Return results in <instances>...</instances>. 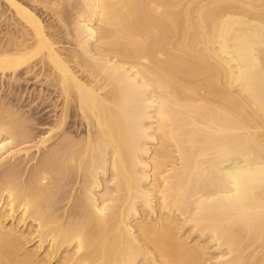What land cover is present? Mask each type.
<instances>
[{"label":"bare ground","instance_id":"bare-ground-1","mask_svg":"<svg viewBox=\"0 0 264 264\" xmlns=\"http://www.w3.org/2000/svg\"><path fill=\"white\" fill-rule=\"evenodd\" d=\"M0 23V84L51 118L34 138L2 90L0 264H264V0H0Z\"/></svg>","mask_w":264,"mask_h":264},{"label":"rangeland","instance_id":"rangeland-1","mask_svg":"<svg viewBox=\"0 0 264 264\" xmlns=\"http://www.w3.org/2000/svg\"><path fill=\"white\" fill-rule=\"evenodd\" d=\"M1 24V23H0ZM0 30H2L1 32H3V28L2 25H0ZM0 32V42L1 39L3 38V33ZM34 80H32L30 83L25 82L26 84L24 85V81H22V83L20 85H24L25 87L22 88H18L19 85L16 84H5L4 86L2 84H0V95L2 93V90L5 91L6 94H8V100L10 99V101L12 102V104L18 108H21V110L26 114L25 116L28 117L29 120H32V122H30V126L33 127L32 132L35 131L34 134V138H39L43 135L46 134V131L48 129H46L45 127L48 126L47 123L50 122L51 118L48 116L47 114V109H44L43 106H45L48 102L47 100L41 98L40 95L38 96L36 94L37 91H39L38 89H40V85L38 84H34L33 82ZM1 83V80H0ZM34 84V85H33ZM27 85V86H26ZM29 85V86H28ZM39 87V88H38ZM2 88V89H1ZM27 88V89H26ZM19 89V90H16ZM34 89V90H33ZM37 89V90H36ZM29 91V92H28ZM23 92V93H22ZM33 92V93H32ZM15 94V96H14ZM17 95V96H16ZM10 97V98H9ZM12 97V98H11ZM20 98V99H19ZM12 99V100H11ZM15 99V100H14ZM17 99V100H16ZM20 100V101H19ZM16 102V103H15ZM19 102V103H18ZM47 102V103H46ZM43 103V104H42ZM45 103V104H44ZM36 106V107H35ZM39 109H38V108ZM38 111H37V110ZM42 109V110H41ZM44 110V111H43ZM36 111V112H35ZM23 113V114H24ZM31 113V114H30ZM45 113V114H44ZM29 114V115H28ZM38 114V115H37ZM40 114V115H39ZM28 115V116H27ZM33 115H35L33 117ZM48 116V117H47ZM31 117V119H30ZM33 117V118H32ZM40 118L39 120H36L37 122H40V124L36 125L33 121L34 118ZM45 120V121H44ZM47 121V122H46ZM32 124V125H31ZM34 124V125H33ZM36 126V127H35ZM39 126V127H37ZM38 128V129H37ZM37 131V132H36ZM35 152V153H34ZM32 151L31 156H27L26 154H23L22 157L20 158L21 160H24L23 162H28L29 161V165H31L34 161H33V155L36 154V151ZM29 157V158H28ZM26 160V161H25Z\"/></svg>","mask_w":264,"mask_h":264}]
</instances>
